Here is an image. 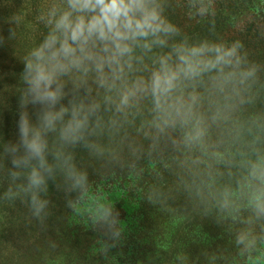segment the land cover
Here are the masks:
<instances>
[{"label":"clouds","instance_id":"1","mask_svg":"<svg viewBox=\"0 0 264 264\" xmlns=\"http://www.w3.org/2000/svg\"><path fill=\"white\" fill-rule=\"evenodd\" d=\"M216 4L45 0L41 38L20 56L15 137L0 134V203L23 205L43 226L51 187L87 183L77 150L103 167L134 166L145 152L171 148L185 189L208 211L248 213L236 244L254 247L251 228L264 223V111L252 109L264 63L242 39L217 33ZM178 17L206 24L207 33L188 32ZM15 36L0 35V46ZM225 175L240 177L235 188Z\"/></svg>","mask_w":264,"mask_h":264},{"label":"trees","instance_id":"2","mask_svg":"<svg viewBox=\"0 0 264 264\" xmlns=\"http://www.w3.org/2000/svg\"><path fill=\"white\" fill-rule=\"evenodd\" d=\"M216 7L217 33L242 39L250 56L264 63V0H217ZM178 19L190 33H207L206 24ZM1 25L4 37L16 32L0 46V134L10 139L18 118L20 56L27 38H41L42 26ZM252 110L264 111V91ZM128 132L135 136L134 128ZM77 156L87 183L72 191L51 187V215L43 226L23 205L0 203V264H264V223L251 228L254 247L237 245L248 213L238 219L208 211L185 189L171 148L145 152L134 166L102 167L81 150ZM238 179L225 175L222 182L235 188Z\"/></svg>","mask_w":264,"mask_h":264},{"label":"rangeland","instance_id":"3","mask_svg":"<svg viewBox=\"0 0 264 264\" xmlns=\"http://www.w3.org/2000/svg\"><path fill=\"white\" fill-rule=\"evenodd\" d=\"M44 2L45 0H0V22L4 24V22H9V18L13 14H22L23 21L18 25L19 27L29 25L31 28L39 29L41 26L36 23V16ZM2 28L3 25H1L0 29ZM39 35L41 36V33ZM26 40L28 43L33 41L30 38Z\"/></svg>","mask_w":264,"mask_h":264}]
</instances>
